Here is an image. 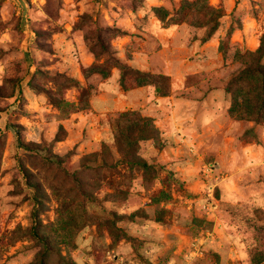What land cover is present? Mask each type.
Returning <instances> with one entry per match:
<instances>
[{"label":"rangeland","instance_id":"1","mask_svg":"<svg viewBox=\"0 0 264 264\" xmlns=\"http://www.w3.org/2000/svg\"><path fill=\"white\" fill-rule=\"evenodd\" d=\"M259 46L264 0H0V264H264Z\"/></svg>","mask_w":264,"mask_h":264},{"label":"trees","instance_id":"2","mask_svg":"<svg viewBox=\"0 0 264 264\" xmlns=\"http://www.w3.org/2000/svg\"><path fill=\"white\" fill-rule=\"evenodd\" d=\"M257 53H258L257 63L254 64L253 66L246 68L243 72H241L238 79L242 83L254 80L253 82L255 84H258L257 85L258 86L257 87V90H258L257 94H258V96L261 95V98H260L261 101H260V107L259 108L262 109L263 105H264V65L262 64V58L264 56V49H262L259 46V48L257 49ZM255 76H256V78H255ZM22 88H23L22 80H20V79L16 80L15 81V90H16V93L18 95H21ZM246 103H247V101H246ZM258 103H259V101H258ZM255 107H256V105L254 106V108ZM255 111H256V114L258 115V111L256 109H255ZM254 120L256 121V119H254ZM9 127H11L14 130L15 135L17 137L18 147L20 149H22L23 151H29V152H33L36 150L34 148H31L29 145L24 144L21 141L19 126L10 124ZM56 162L58 165H60L62 167H64V165H65L64 161L61 159H57ZM136 164L139 167L143 168L145 171L148 170V168L150 167V165L148 163L143 162V161L136 162ZM33 216H34V219H36L35 221H37L36 211H34ZM31 232H32V235L35 237L36 240L44 243L47 246L45 238H43L41 235H39L36 227H32Z\"/></svg>","mask_w":264,"mask_h":264}]
</instances>
